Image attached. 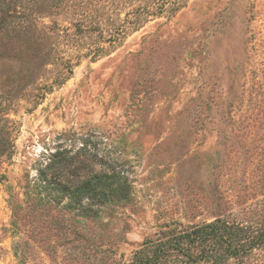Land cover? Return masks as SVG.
I'll use <instances>...</instances> for the list:
<instances>
[{
    "label": "rangeland",
    "instance_id": "374dc122",
    "mask_svg": "<svg viewBox=\"0 0 264 264\" xmlns=\"http://www.w3.org/2000/svg\"><path fill=\"white\" fill-rule=\"evenodd\" d=\"M5 13L0 264L128 263L215 219L264 235V0H0ZM86 133L131 194L66 240L14 205L38 162ZM188 261L173 250L162 264H212ZM220 264H264V242Z\"/></svg>",
    "mask_w": 264,
    "mask_h": 264
},
{
    "label": "trees",
    "instance_id": "16d2710c",
    "mask_svg": "<svg viewBox=\"0 0 264 264\" xmlns=\"http://www.w3.org/2000/svg\"><path fill=\"white\" fill-rule=\"evenodd\" d=\"M173 2H176V7L182 5V0ZM7 17L9 13L0 16V32L6 26ZM91 138L92 135L86 133L69 147L58 145L49 151L38 162L35 174L25 179L22 205H14L24 210L28 207L26 211L29 213L42 211L54 224H58L56 232L62 239L71 240L74 237L68 236L78 233L79 228L73 222L96 219L103 206L126 201L131 194L130 180L123 165L100 149V140ZM2 141L0 156L5 154L10 144L6 138ZM176 228L174 226L167 231L168 239L144 241L141 250L135 251L129 262L123 264H162L173 250L188 256V262L202 260L220 264L225 255L246 256L255 245L264 242V235H254L250 227L220 219L173 232ZM196 246H200V254H189L188 248ZM19 250L23 255L25 250Z\"/></svg>",
    "mask_w": 264,
    "mask_h": 264
}]
</instances>
